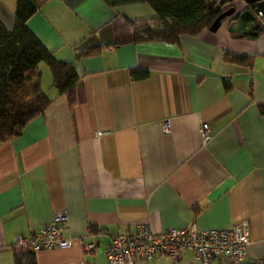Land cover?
<instances>
[{"label": "crops", "instance_id": "0c3cea01", "mask_svg": "<svg viewBox=\"0 0 264 264\" xmlns=\"http://www.w3.org/2000/svg\"><path fill=\"white\" fill-rule=\"evenodd\" d=\"M225 6L238 12L246 3ZM13 8L14 0H0L8 31ZM153 15L146 3L43 0L26 20L46 50L73 63L78 80L69 107L39 63V89L51 101L0 143V264H13L17 235L37 231L56 211L66 213L61 234L73 241L33 252L36 264H106L110 237L140 223L153 232L189 222L207 230L242 218L247 257L264 259V14L253 38L232 35L226 18L174 44L135 43L128 20ZM225 53L249 63L228 62ZM132 69L147 76L134 80ZM201 122L211 130L205 142ZM78 240L94 246L85 252ZM136 264L172 263L158 256ZM174 264L200 262L184 251Z\"/></svg>", "mask_w": 264, "mask_h": 264}, {"label": "trees", "instance_id": "16d2710c", "mask_svg": "<svg viewBox=\"0 0 264 264\" xmlns=\"http://www.w3.org/2000/svg\"><path fill=\"white\" fill-rule=\"evenodd\" d=\"M43 0H14L13 26L10 31L0 23V143L17 135L26 122L40 114L51 99L40 92L37 65L44 63L50 73L51 86L58 94L64 95L67 105L75 102V84L78 77L73 63L57 60L32 35L25 25ZM111 7L128 4L146 3L154 15L148 18L128 20L135 43L158 42L174 44L180 35L195 36L200 30L207 29L213 19L229 6L231 0H102ZM249 7L252 4L248 5ZM225 19V18H224ZM222 19L221 22L224 20ZM263 31L257 21L250 32L239 37H256ZM103 46L86 47L77 55L97 53ZM223 59L246 65L249 59L225 53ZM132 79L147 76L145 71L132 69ZM225 90L229 88L223 81ZM264 114V104L259 106ZM13 264H36L33 252L27 246L12 248Z\"/></svg>", "mask_w": 264, "mask_h": 264}, {"label": "built area", "instance_id": "2783aa9c", "mask_svg": "<svg viewBox=\"0 0 264 264\" xmlns=\"http://www.w3.org/2000/svg\"><path fill=\"white\" fill-rule=\"evenodd\" d=\"M161 127L166 132L168 123L163 121ZM198 132L202 142L210 138L211 130L207 123L201 122ZM66 220L64 211H56L48 224L27 236L17 235L14 244L27 246L31 252L65 248L73 241L61 234ZM249 242V224L245 218L226 228L207 230H199L193 222H189L180 228L153 232L146 223H140L129 233L112 235L104 247L103 256L106 264H136L158 256H165L174 264L184 251H190L200 264H221L222 260L227 264H264L263 258L247 257ZM77 243L85 252L91 251L94 246L92 242L83 243L78 240Z\"/></svg>", "mask_w": 264, "mask_h": 264}, {"label": "water", "instance_id": "95a60500", "mask_svg": "<svg viewBox=\"0 0 264 264\" xmlns=\"http://www.w3.org/2000/svg\"><path fill=\"white\" fill-rule=\"evenodd\" d=\"M246 3V7L238 12L234 11L232 6L222 10L218 16H216L207 30L215 31L220 25L222 19L229 18L228 31L237 34L244 35L251 31L255 23L257 22V16L264 14V1L262 0H243ZM252 4L251 7L248 5ZM233 15V16H232Z\"/></svg>", "mask_w": 264, "mask_h": 264}]
</instances>
